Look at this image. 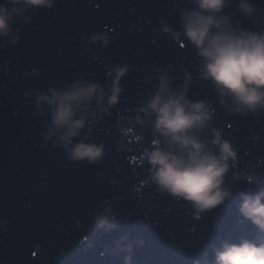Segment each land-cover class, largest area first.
<instances>
[{
  "label": "water",
  "instance_id": "water-1",
  "mask_svg": "<svg viewBox=\"0 0 264 264\" xmlns=\"http://www.w3.org/2000/svg\"><path fill=\"white\" fill-rule=\"evenodd\" d=\"M254 3L264 13V0ZM177 7H188L187 0H55L50 10L30 9L16 17L12 33L0 37V264H124L125 257L130 264L205 259L212 264L221 240L258 235L238 212L237 191L255 189L232 176L251 174L253 166L264 172V110L234 115L220 106L210 83L196 78L194 50L180 48L161 31L165 23L179 28ZM226 11L235 15V2ZM242 25L248 27V21ZM100 31L113 37L107 48L87 43L91 33ZM12 35L19 37L17 44L11 43ZM120 64L129 65L121 81L124 92L92 134L106 145L104 160L96 165L69 162L62 149L43 139L47 116L33 107L32 90L62 87L79 78L104 83L107 68ZM165 68L173 87L183 83L184 71L192 74L189 97L211 103L209 127L221 128L239 149L238 162L226 177L234 189L232 199L199 218L184 202L140 183L147 181L148 170L138 151H116L113 125L155 90L156 74ZM136 130L143 141H133L129 147L134 150L152 139L148 126ZM201 135L210 138L207 130ZM109 206L114 226L95 227L96 215Z\"/></svg>",
  "mask_w": 264,
  "mask_h": 264
},
{
  "label": "clouds",
  "instance_id": "clouds-1",
  "mask_svg": "<svg viewBox=\"0 0 264 264\" xmlns=\"http://www.w3.org/2000/svg\"><path fill=\"white\" fill-rule=\"evenodd\" d=\"M187 2L188 7H177L179 28L165 23L161 31L180 48L187 45L194 50L196 78L211 84L221 107L240 117L264 110V13L258 11L254 0ZM233 2L235 15L226 11ZM54 3L6 0L0 4V37L9 36L12 21L27 10H50ZM242 20L249 26L244 27ZM25 22H31V18L25 17ZM112 39L109 33L93 32L87 43L107 48ZM18 42L19 37L12 35L11 43ZM168 68L157 72L155 90L146 93L134 113L113 125L118 134L116 151H138L140 162H146L148 170L147 181L140 183L151 184L161 196L184 202L199 218L232 199L234 189L226 183V177L238 162L239 149L224 138L221 128L209 127L214 115L211 103L189 97L192 74L184 71L183 83L173 87ZM128 71L129 65L120 64L107 68L104 83L79 78L46 91L33 89V107L41 116H47L43 139L62 149L69 162L96 165L103 161L106 145L94 140L92 134L97 123L120 102L124 92L121 81ZM137 126H148L152 139L148 144L139 143L134 150L129 145L143 141ZM205 130L210 138L201 135ZM232 178L243 179L255 189L253 193L237 191L241 197L238 212L255 226L258 235L241 237L236 242L221 240L213 249L212 264H264V172H256L253 166L251 174L236 172ZM132 191L135 193L136 185ZM112 213L111 206L100 211L94 219L95 227L112 228ZM124 264H130V257H125ZM193 264L208 261L195 260Z\"/></svg>",
  "mask_w": 264,
  "mask_h": 264
}]
</instances>
